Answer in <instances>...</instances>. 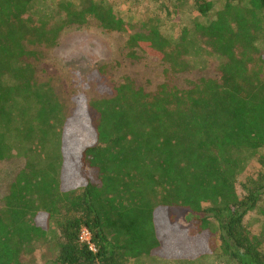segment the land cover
<instances>
[{
    "label": "trees",
    "instance_id": "1",
    "mask_svg": "<svg viewBox=\"0 0 264 264\" xmlns=\"http://www.w3.org/2000/svg\"><path fill=\"white\" fill-rule=\"evenodd\" d=\"M36 1L0 0V162L25 160L0 209V264H27L50 240V264L190 259L210 256L216 235L229 262L264 264V227L255 234L246 223L264 216V0H223L214 20L212 4L197 3L203 20L178 36L153 16L127 22L109 0L61 1L54 11L63 20L37 23L27 18ZM91 18L127 34L132 57H157L166 81L147 93L126 79L66 120L28 47H55L63 30ZM206 53L222 61L220 78L179 86L174 77ZM244 153L258 155L261 171L240 195ZM178 208L195 234L180 230ZM84 229L95 251L81 241Z\"/></svg>",
    "mask_w": 264,
    "mask_h": 264
},
{
    "label": "rangeland",
    "instance_id": "2",
    "mask_svg": "<svg viewBox=\"0 0 264 264\" xmlns=\"http://www.w3.org/2000/svg\"><path fill=\"white\" fill-rule=\"evenodd\" d=\"M61 1L69 0H37L27 18L31 17L37 23L47 20L51 25L56 24L64 17L54 11ZM173 1L166 5H163L164 0H109L107 3L127 22L144 21L153 16L156 18L151 21L153 25L174 36L179 35L181 26H191L203 20L197 12V3L209 1L212 4L213 10L208 15V20H214L224 6L223 0ZM244 1L247 3V0ZM85 4L84 0H80L77 5ZM127 39V34L106 32L96 19L91 18L83 27L73 26L63 30L55 47H28L29 51L38 53V58L34 61L37 81L48 83L54 89L64 107L66 120L73 117L80 119L86 112L79 114V110L84 109L92 100L111 95L126 79L147 93L156 92L165 83L167 66L157 57L141 52L132 57V52L126 47ZM200 59L202 60H197L199 65L192 73L174 77L179 86L183 87L187 81L202 78H220V59L208 53ZM260 152L264 154V150ZM257 157L252 153H244L241 157L242 169L238 177L240 195H243L242 185L261 171ZM24 167L23 158L0 162V209L4 206V198L11 183ZM176 215L180 230L195 234V228L186 220V211L178 208ZM246 223L253 233L260 234L264 227V216L255 211L247 216ZM54 245L51 240L39 241L34 253L25 257L24 261L27 264H50L55 258ZM210 246V256L190 259L144 257L135 264H234L222 255L218 235L214 236Z\"/></svg>",
    "mask_w": 264,
    "mask_h": 264
},
{
    "label": "built area",
    "instance_id": "3",
    "mask_svg": "<svg viewBox=\"0 0 264 264\" xmlns=\"http://www.w3.org/2000/svg\"><path fill=\"white\" fill-rule=\"evenodd\" d=\"M81 241L90 245V248L95 251L94 246L92 245L91 242V235L87 229H84L81 234Z\"/></svg>",
    "mask_w": 264,
    "mask_h": 264
}]
</instances>
